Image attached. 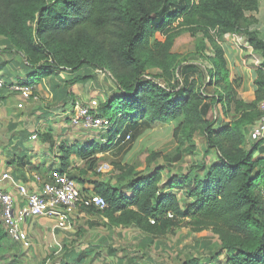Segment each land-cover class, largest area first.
Masks as SVG:
<instances>
[{"label": "trees", "instance_id": "trees-1", "mask_svg": "<svg viewBox=\"0 0 264 264\" xmlns=\"http://www.w3.org/2000/svg\"><path fill=\"white\" fill-rule=\"evenodd\" d=\"M191 2L0 0V38L4 39L0 46L8 54L16 53L27 72L36 71L37 80L26 82L25 86L36 89L41 77L49 78L59 72L69 75L62 84L66 86V99L56 104L66 106L79 100L69 87L85 85L96 78L93 73L83 74L85 68L108 72L113 77L118 95L101 103L99 111H92L113 124L110 142L93 144V149L86 151L64 149L66 145H62L58 168L62 174L70 175L73 157L84 164L89 161L90 151L98 149V145L103 152L112 146L118 148L114 143L128 122L133 130L144 123L177 122L174 139L180 150L186 147L191 155L196 150V136L205 139L203 162L195 163L188 173L164 187L166 166L140 175L135 166L115 165L110 173L114 183L112 178L93 183L94 193L104 199L106 208L84 209L100 213L114 226H134L156 239L184 226L196 233L211 230L221 244L218 259L228 254L225 264H264V160L254 159L262 142L249 147L247 139L249 128L260 117L259 104L264 101V61L257 70L256 100L247 104L238 98L229 80L224 47L211 35L214 31L221 40L226 34H242L264 59V38L253 30L258 25L255 15L264 0ZM182 16L184 21L174 27ZM184 30H203L205 38L212 41L214 56L207 57L211 68L205 70L211 80L207 86H202V79L185 80L183 72L189 70L191 74L193 68L183 65L180 56L173 53L176 39ZM158 33L163 39L157 38ZM152 68L159 69L172 85L167 88L147 80ZM60 85L61 81L53 77L50 92H59ZM205 86H216L221 91L217 90V96L209 100L202 96ZM35 93L38 94L36 90ZM218 103L228 110L226 114L234 105L239 115L221 131L215 130L217 124L211 116ZM212 153L215 163L205 161ZM179 156L178 153L167 159L161 153L144 151L138 158L148 165L164 159L170 167L179 162ZM92 168L73 179L84 184L82 177ZM172 190L184 191V201ZM19 245L26 248L12 240L0 217V255H9L6 250ZM13 262L16 263L12 259L8 264Z\"/></svg>", "mask_w": 264, "mask_h": 264}, {"label": "crops", "instance_id": "crops-1", "mask_svg": "<svg viewBox=\"0 0 264 264\" xmlns=\"http://www.w3.org/2000/svg\"><path fill=\"white\" fill-rule=\"evenodd\" d=\"M258 31L260 30L258 29ZM3 40V38H0V42ZM223 49L224 58L229 70V80L237 92L238 98L247 104L253 103L256 100L255 81L257 78V70L259 69L256 61L263 58L256 55L248 57V55L242 53L240 50L226 44H224ZM35 73L36 71L34 72V70L31 72L25 70L21 64V59L16 53L12 52L8 54L0 46V79L7 83L32 82L34 79L37 80ZM183 75L185 80L189 79V81H192L193 78L189 74V70L183 72ZM53 77L55 81L56 79L61 81V85L69 80V75L63 72L52 74L49 78H39L42 81L38 83L36 92L39 91L48 94L49 100L51 101H48L49 103L44 104L45 106L35 110L33 108L36 106V102L32 98L21 94H13L8 90L0 91V174L8 172L16 181L24 184L31 185L32 177L35 174L45 178L51 171L58 169L60 158L63 156L62 150H60V144L64 142L66 145L70 141L68 138H72V131L69 128L70 121L64 117L65 106L63 104H56V102H63L66 99V86L63 87L62 85L59 92H50L49 85ZM208 79L207 76L206 80ZM239 79L241 80L240 82L237 81ZM83 86L85 85L77 84L74 87H69V90L78 98L80 97V90ZM217 90L221 91L216 86L208 87V92L212 94L217 93ZM213 96L215 97L217 95L215 94L210 97ZM209 102L207 103L209 104ZM20 105L23 106L20 107ZM91 106L92 108L94 107L93 105ZM213 108L215 110L217 109L216 111L219 114L216 122V131H221L225 127L232 125L239 118V115L235 112L234 105L230 108L231 114L235 113L233 120L230 119V112L226 114L228 110H224L221 104L218 103ZM93 109L94 112L99 111L97 108ZM58 120H62V123L58 122ZM171 124L177 123L165 125L170 126ZM130 128L127 129V132ZM62 137H65L64 140L59 142ZM203 142L204 155L207 150L205 139ZM74 159L80 161L76 157L72 158L70 174L77 167L76 161H73ZM254 159L264 160V143L260 145L259 151L255 154ZM215 161L212 162L215 163ZM81 162L84 163L83 161ZM84 170H81L79 174L82 175ZM90 172L92 171H88L85 176L90 175ZM98 182L103 181L98 180ZM172 191L179 195V197L181 194L183 198H186L184 191ZM43 223L44 225H51L50 231L45 229L48 231L45 235H49L51 238L53 236L51 233L57 231V229H54L56 222L52 220L35 221L27 225L25 229L30 234L36 233L38 232L37 226ZM132 230H137L142 236L140 241L142 245L140 243L138 245L140 246L139 252L141 256L138 253L126 255L128 254L126 247H117L113 244L115 236L121 240L122 237H126L127 233ZM60 234L64 246L62 252L66 256L67 264H149V262L156 264L151 257V252L156 244L153 246L152 243L160 238H153L134 226H114L100 213L91 212L82 207L73 213L69 221V226L66 229H61L58 235ZM135 256H139V258Z\"/></svg>", "mask_w": 264, "mask_h": 264}, {"label": "rangeland", "instance_id": "rangeland-1", "mask_svg": "<svg viewBox=\"0 0 264 264\" xmlns=\"http://www.w3.org/2000/svg\"><path fill=\"white\" fill-rule=\"evenodd\" d=\"M191 3L192 5L198 4L199 0H192ZM262 7H264L263 3H261L259 12L255 15L258 20V25H256L253 30L257 31L259 29V35L264 38V8ZM183 19L184 17L182 16L181 19H179V21L174 25V27H177L178 23H182L184 21ZM184 31L186 32L182 33V35L176 39L173 53L180 56V60L183 62V65L184 63H186L187 66L191 65L189 67L193 68V70H191V77L193 78L192 80L195 81L202 79L204 81L202 86L206 85V78L208 74L205 70L211 67L210 63L207 61V57L213 49L212 41L210 38H205L206 33L203 30L198 32H190L189 30ZM211 35L216 38V34H214L213 31H211ZM156 36L158 39H163L160 33H158ZM152 43H154V40ZM230 46L232 48L238 49L233 45ZM244 54L248 55V57L250 56L246 51ZM254 55L260 56V54L256 53L255 50ZM82 73H93L96 78L95 80L86 83L85 86H83V88L80 90V97H78V101L81 104L90 107L93 105V108L99 109L101 103H105L108 101V99H112L118 95L116 89H114L115 85L113 82V77L108 72L103 73L100 70L95 71L94 69L85 68ZM179 74L182 76L181 70ZM148 77L151 80H155L156 82L162 84L164 87L169 88V85H172L167 79L162 77V72L159 69H150L148 72ZM237 81L240 82L241 80L239 79ZM208 87L205 90L206 94L209 96L214 95L208 92ZM37 93L39 95V100L35 101L36 106L33 108L34 110L45 106L44 104L49 103L48 101H51L49 100L48 94H44V92L39 91ZM214 112L215 109L213 108L211 112L212 120L214 117ZM230 114L231 112L229 115ZM234 117L235 113H232L230 119L233 120ZM58 122L62 123V120H58ZM131 126V122H128V124L124 125L123 132L114 143H117L118 148L112 146L110 150L103 152L100 148L101 146L98 145V149L90 151L91 158L85 164L74 159L73 161H76L77 167L75 168L74 172L68 176L70 178L79 177L81 175L79 174L81 170L85 169L86 171L87 168L90 169L92 166L93 168L91 169L92 172H90V175L83 177L85 179L84 187L90 192L94 193L95 186L93 183L98 182V180L107 182L110 180V178H112L113 183L115 182V178L112 177L113 174H110L115 165L135 166L140 175H149L158 167L166 166L162 179V185L164 187L168 183H174L173 181L178 180L181 175L184 176L186 173H188V169H190L195 163L203 162L204 160V151L202 146L204 145V139L199 134L195 138L196 150L194 154L191 155L190 152H187L186 147L180 150L179 145L174 139V131L177 128V124H171L170 126H167L165 124L144 123L142 127L140 126L137 130L130 129L127 132V129H129ZM112 127L113 124L107 130L89 131L82 128L69 126L72 131V138H68L70 141L68 143L66 142L67 146H65L64 149L72 148L75 150L77 149L80 151H86L88 149H93L91 148L93 144L101 143V145H106L111 140V134L109 132L111 131ZM128 135L130 136V140L127 141L126 137ZM64 138L65 137H62L59 142L63 141ZM62 145H65V143L61 142L60 147ZM144 151L149 153H161L165 155L167 159H173L174 155L179 153V162L175 165L170 164L171 166L169 167L165 160L162 159L156 163L148 165L138 158V156ZM215 159L216 156L213 155L211 158H206L205 161L212 163V161ZM103 167H109L110 172L102 171L101 168ZM167 189L169 188L166 187L164 190L166 191ZM180 199L184 201V198L181 196V194ZM50 227L51 225H44L43 223L37 226L38 232L31 234L28 232L30 247L24 248L23 246L19 245L18 247H15L14 250H6L10 254L7 256L6 254H1L0 264H8L10 261H12V259L16 261V263L13 262V264H67L66 256L62 252L64 246L61 241V234L58 235L61 229L57 228L55 223V228H53L55 230L57 229L58 232H52L51 234L53 236L50 238L49 235H45V233H48L46 230L50 231ZM141 238L142 236L137 230H132L127 233L126 237H122L121 240H119V237L115 236V241L113 244L117 247H126L128 251V254L126 255L138 253V255L141 256V253L139 252L140 246H138L139 243L142 245L140 242ZM152 244L153 246L156 244V246L153 247V251L151 252V257L156 264H225L226 256L228 255L224 253L222 257L218 259L216 255L219 251H221V244L211 230H206L202 233H196L191 227L185 226L179 228L176 232L172 233V235H169L165 238H160ZM18 252H20V254H18ZM15 254L16 258H14ZM139 256L135 257L139 258ZM149 264L151 263L149 262Z\"/></svg>", "mask_w": 264, "mask_h": 264}, {"label": "built area", "instance_id": "built-area-1", "mask_svg": "<svg viewBox=\"0 0 264 264\" xmlns=\"http://www.w3.org/2000/svg\"><path fill=\"white\" fill-rule=\"evenodd\" d=\"M216 39L222 47L224 44L233 45L242 53L246 51L250 56H254V48L248 44L242 34H226L221 40L216 35ZM208 56L213 57V51ZM256 64L260 68L263 59L257 60ZM146 79L151 80L148 76ZM209 83H211L210 78L207 80L206 86ZM205 87L202 90V96L209 98L210 96L205 91L207 87ZM3 90L30 97L34 101L39 100V95L35 93L36 89L25 86L23 81L5 83L0 80V91ZM22 106L20 105V107ZM92 111V107L77 101L65 106L64 117L69 119L70 126L89 131L107 130L111 127L112 124L108 120L97 117ZM259 112L258 121L249 128L247 138L249 147L264 143V101L259 104ZM218 118L219 114L215 110L213 120L217 122ZM126 140H130V136H127ZM101 170L110 172L109 167H103ZM84 186L85 183H78L68 174L60 173L58 169L51 171L45 178L38 174L33 175L31 185L16 181L8 172L0 174V217L4 219L9 236L12 240L22 243L28 248L30 241L25 227L32 222L52 220L56 222L57 228L66 229L69 226L70 218L74 212L78 211L79 207L103 211L106 208L104 199L90 192Z\"/></svg>", "mask_w": 264, "mask_h": 264}]
</instances>
